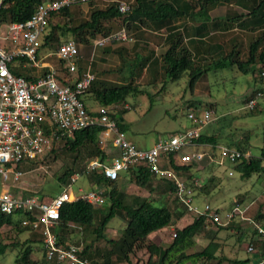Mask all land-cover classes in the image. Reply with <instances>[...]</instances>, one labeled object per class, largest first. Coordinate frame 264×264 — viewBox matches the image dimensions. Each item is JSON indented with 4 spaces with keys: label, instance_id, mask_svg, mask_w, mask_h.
Listing matches in <instances>:
<instances>
[{
    "label": "trees",
    "instance_id": "1",
    "mask_svg": "<svg viewBox=\"0 0 264 264\" xmlns=\"http://www.w3.org/2000/svg\"><path fill=\"white\" fill-rule=\"evenodd\" d=\"M44 1L0 0V25L28 21L35 13L36 8ZM99 1H92L89 4L95 6ZM126 1L130 4V10L127 13L120 12L118 0H111L103 8H91L90 12L77 23L73 22L72 9L78 5L66 8L53 15L50 19L49 28L40 41V52L42 53L56 51L63 43L61 42L62 34L63 37L71 34L73 37L71 39L78 44L91 45L99 37H110L119 33L121 30H114L118 26L117 21H121V26L126 22H130L133 27L140 31L141 29L153 31L166 29L168 31L167 41L165 42L167 43V49L159 58L155 57L158 60H152L153 51L147 55L135 54L134 58L127 59L128 61L124 60L121 69L118 70L119 72L122 69L125 70L127 76L124 78V83L113 85L104 81L99 83L96 80L94 82L91 90L82 96L90 112L92 109L87 105L88 103H94L100 108L113 109L115 106L126 102L131 96L145 94V90L140 88L137 81L144 70L151 75L153 80H156L162 69L163 78H165L162 90L169 81L179 82L183 77H187L188 88L192 92L199 80L211 71L237 70L244 75L252 73L253 77L261 81V86L254 89L251 95L246 97V101L248 102L254 98L259 92L264 95V85L262 86L264 78L261 76L264 70V22L260 24L261 29L248 28L246 33L238 32L231 35V31L222 32V30H225L226 23L235 24L246 18H250L249 22L251 24L254 23L253 18L262 19L263 21L264 0ZM221 6H227V10L231 11L232 14L227 12L223 17L213 18L211 13ZM234 6L245 9L247 13L238 15L233 8H230ZM58 16L68 18L67 24L63 27L59 25L52 26L51 24V21ZM183 19H187L188 24L180 29L178 23ZM229 35L231 36L225 42L220 43L215 39ZM130 37L131 41L128 42L134 41L131 35ZM241 37L246 38V42L240 40ZM58 66L59 70L65 69L64 81H71V75L66 72L65 62L59 61ZM89 66L87 65L86 68ZM12 71L15 75L23 76L26 79H33L35 76L46 72V70L40 71L31 67H24L23 64L19 63L12 67ZM79 71L78 78L80 79L83 76L84 66L80 65ZM192 104L196 106L194 102ZM257 112L258 106L253 109L243 108L238 116L233 115L232 118L225 119V124L231 126L241 115L248 117L257 114ZM123 115V111H120V114L112 112V117L118 122L119 128L126 133L127 126L124 123ZM100 132V127L87 128L75 132L73 136L63 138L60 141L63 142V146H60L59 149H56L55 146L60 142L54 144L51 153L47 156L48 160L53 154L57 153V150L65 151L71 160L69 164L64 165L58 176L59 186L64 188L69 185L72 176L81 171V167L88 159L105 158L107 156L99 145ZM222 140H226L225 145H222ZM196 142L199 146H212L216 149L217 146L221 145L235 148L241 153L247 154L249 153L250 131L246 132L242 139H237L232 131L229 133L215 131L212 134L202 132ZM116 154V152H113L110 156ZM211 155L216 157L213 152ZM83 158H86L84 162H82ZM168 158L170 167L179 176L185 177L190 186H193L192 183L196 180H193L195 177L191 173L195 163L184 164L181 161V155L177 153H171ZM36 165L38 164L26 163L23 166L29 169L34 168ZM235 170L245 179L252 177L254 174L262 175L264 173V148H262L260 156L251 154L248 159L242 158L235 164ZM127 174H130L131 180L140 188L147 189L149 192H158L160 199L154 200L150 196L131 194L123 190L120 186V180ZM125 175H121L117 181H108L97 173L87 176L88 181L94 187L107 188L105 202L109 205L108 209L103 211L102 206L104 204L95 207L82 199L64 204L60 219L53 227L60 246H72L73 244H70V240H72L74 246L81 247L73 235L77 231L91 235L93 237L92 242L82 247V255L90 260V264H113L115 261L133 264V256L142 250L148 253V257L143 264H251L262 257L264 239L261 238L262 235L259 234L255 225L263 229L264 225L262 226L254 220H251L254 230H251V243L249 246L257 248L259 254L248 251L250 257L246 260H229L219 255L222 245L215 238L202 251L187 254L185 252L187 246L195 241L196 236L205 232L208 226L206 216H194L192 223L183 228H178L177 224L189 213L184 204L177 199L174 183L170 180L161 179L142 167L131 168ZM213 178L215 179V177ZM153 180H158L162 186L156 188L153 186ZM201 189L207 191V185L197 187L195 191L200 192ZM43 194L25 192L23 195L25 197L37 196L39 199L45 200ZM55 197H51L48 201ZM169 198L171 205L167 202ZM241 207L243 208V206ZM216 210L220 212L218 208ZM26 215L28 214L23 212L14 215H6L0 212V230L4 226H11L20 235L25 234L27 231L31 233V236L27 237L22 243L5 244L0 241V257L9 248L17 247L19 253L14 264H39L38 261L32 259V255L40 243L43 246L44 239L40 233L23 225V219ZM15 217H18L19 220H15ZM116 217L125 218L127 224L118 239H108L109 224ZM261 218L264 220V214L259 215L256 221H261ZM235 221L236 219L227 226L216 225V227L229 229V226ZM173 226H177L175 228L176 237L173 236V240L167 247L150 240L153 234ZM102 240H106L107 244L111 246L109 250L101 252L93 248V243ZM43 253L44 262L42 264H48L44 249ZM113 257H116L114 262Z\"/></svg>",
    "mask_w": 264,
    "mask_h": 264
},
{
    "label": "built area",
    "instance_id": "2",
    "mask_svg": "<svg viewBox=\"0 0 264 264\" xmlns=\"http://www.w3.org/2000/svg\"><path fill=\"white\" fill-rule=\"evenodd\" d=\"M92 1L98 0H45L28 21L0 25V212L6 215L18 212L28 214L23 219V225L43 236V249L48 264H90V260L82 255V246H60L53 227L60 219L64 204L82 199L95 207L102 206L106 201V189L100 186L89 192L80 189L82 195L76 196L71 189L72 185L81 177L94 173L108 181H117L131 168L142 167L161 179L173 182L179 202L184 204L192 216L205 215L207 224L227 226L237 218L251 222L245 216L246 209L241 206H235L223 214L209 204L203 209L195 206V188L201 185L196 181L192 183L194 187L190 186L185 177L179 176L170 167L168 156L171 153L180 154L184 164H198L209 159L223 166L226 163L236 164L242 158H250V153L243 154L235 148L220 145L214 149L212 146L197 144L196 140L201 136L203 128L213 121L212 111H206L202 119H198L195 113L189 114V118L197 124L193 128L169 135L157 141L151 149H139L121 131L118 122L112 117L111 108L101 107L97 112L88 110L82 96L91 90L96 76L90 65L83 76L78 78L77 62L81 59V52L75 40L63 42L56 51L40 52L41 38L47 32L54 14ZM118 2L121 13L129 12L130 4L127 1ZM112 40L131 41V37L123 28L116 35L98 38L92 44L90 63L96 49L105 47ZM54 57L65 62L71 81H64V73L50 62ZM17 63L46 72L33 79H26L13 73L12 67ZM261 76L264 78V70ZM262 96L263 93H257L246 103L245 108L256 107ZM91 127L101 128L99 145L107 156L88 159L81 171L72 176L69 185L51 201L41 200L37 196L15 195L12 187L4 184L12 173L15 188L24 176L23 165H41L54 144ZM190 148L193 151H188ZM113 152L117 154L110 156ZM212 152L216 157L211 155ZM255 227L264 239V229L258 225ZM173 236L176 237V232ZM248 251L259 254V250L253 246H249ZM251 264H264V252L257 262Z\"/></svg>",
    "mask_w": 264,
    "mask_h": 264
},
{
    "label": "rangeland",
    "instance_id": "3",
    "mask_svg": "<svg viewBox=\"0 0 264 264\" xmlns=\"http://www.w3.org/2000/svg\"><path fill=\"white\" fill-rule=\"evenodd\" d=\"M128 1L133 2L134 0ZM107 2L106 0H100L95 6L86 4L74 7L72 9L73 22H79V20L84 18L93 7L103 8ZM230 8H233L238 15L247 13L245 9L239 6ZM227 12L231 13V11L227 10V6H221L220 15L217 14V9L215 12H212L211 15L213 14L215 18L223 17ZM249 19L250 18H246L235 24L226 23L225 30H222V32L231 31V35H233V33L238 32L246 33L248 32V28L250 29L252 27L261 29L260 24L264 22V20L253 18L254 23L251 24ZM67 22L68 18L58 16L51 21V24L52 26L59 25L63 27ZM117 22L118 26L114 30L120 31L125 28L134 41L112 40L105 48H98L96 50L91 63L92 44H79L80 46L82 45V51L88 54L89 61L87 60L86 62L82 60L77 62L78 67H80V65L83 66L84 63L88 64V66L91 65V69L94 73L96 72V76L100 78L101 81L113 85L124 83V78L127 76L125 70L122 69L121 72L118 71L121 69L124 60L128 61L127 59L134 58L135 54L147 55L152 51L154 52L152 60L159 58L167 49V43L165 42L167 41L166 35L168 34L166 29H157L155 31L141 29L140 31L137 30L136 27H133L130 22H126L123 26H121V21ZM178 24L180 29H182L188 24V21L187 19H183L179 21ZM231 35L227 37H217L215 39L221 43L227 41ZM69 38H73L71 34H67L65 37H63L62 34L61 42H65ZM239 39L246 42V38L244 37ZM51 60L57 65L56 67H59V60L57 58L54 57ZM64 70L65 69H61V72L64 73ZM164 80L162 69L156 80H153L146 70L142 71L137 81L140 88L145 90V94L131 96L126 102L112 109V112L115 114H120V111L124 112L123 119L127 126V138L136 147L143 150L151 149L157 141L169 135L184 132L197 125L189 118V114L195 113L198 119H202L206 111H212L214 113L212 115L213 121L203 128V133L212 134L215 131L229 133L232 131L235 133L237 139H242L245 133L250 131L249 153L260 156L261 150L264 148V95L258 99L257 114L248 117H243L241 115L231 126L225 124V119H230L233 115L238 116L241 111H243L247 103L246 97L250 96L254 89L261 86V81L253 77L252 73L244 75L237 70L211 71L199 80L193 92L188 88L187 77H183L179 82L169 81L162 90ZM263 85L264 84H262V86ZM193 102L196 106L192 104ZM220 119L222 120L220 121ZM222 141V145H225L226 140ZM60 146H63V142H60L55 147L59 149ZM62 151L63 150H57V153L53 154L49 160L47 158L41 165L38 164L34 168L28 169L26 166H23L24 176L20 182L16 184L15 188L13 186L14 175L12 173L9 175V180L4 184L12 187V192L15 193V195H23L25 192L38 195L44 193L43 197H45L46 200L59 195L63 191V188L59 186L58 176L62 172L64 165L71 162L70 158L67 156L68 154ZM188 151L191 152L193 149L190 148ZM86 158H83L82 162H84ZM191 174L195 177L193 180L198 181L201 186L207 185V191H202V189L200 192L197 191V199L195 198L194 200L195 206L203 209L205 205L209 204L218 208L223 214V212L229 211L235 206L240 205L246 208L245 216L247 218L254 220L262 226L264 225V220L262 218L261 221H256L259 215L264 214V173L262 175L254 174L252 177L245 179L235 170V164L226 163L220 166L209 159H205L193 165ZM130 177V174H127L120 180V186L123 190L131 194L150 196L154 200L160 199L158 192H149L147 189L140 188ZM213 177H215V179ZM153 181V186L156 188L162 186L161 182L158 180ZM94 188L95 187L88 181L87 177H81L71 187L76 196L82 195L80 189H83L84 192H89ZM1 189L2 183H0V190ZM106 191L107 190H105V192ZM167 202L171 205L170 198ZM108 206V203L105 202L102 206L103 208H100L106 211ZM193 218L194 216L191 214H186L183 220L177 224L178 228H183L192 223ZM15 220H19V218L15 217ZM126 224L127 221L123 217H116L113 219L108 227L107 238L118 239ZM176 227H168L164 232L155 233L150 237V240L157 244H161L163 247H167L173 240V233ZM229 227V229H219L215 224H208L205 232L196 236L195 241L187 246L185 252L187 254L200 252L213 238H215V240L217 239L222 245L219 253L220 256L229 260L248 259L250 257L248 246L251 243V230H254V225L248 220L243 221L237 218ZM30 234L31 233L27 231L25 234L20 235L13 227L4 226L0 230V241L5 244L22 243L27 237L31 236ZM73 235L79 243V246L82 247L90 244L93 239L91 235H86L80 231L75 232ZM70 244L74 245L72 240H70ZM93 248L102 252L109 250L111 246L107 244L106 240H102L93 243ZM18 253L19 248H9L8 251L0 257V264H14ZM147 257L148 253H146V251H138L137 254L133 256V264H143ZM113 258L114 262L116 257ZM32 259L38 261L39 264L44 262L42 243H40L34 251ZM113 264L124 263L115 261Z\"/></svg>",
    "mask_w": 264,
    "mask_h": 264
},
{
    "label": "crops",
    "instance_id": "4",
    "mask_svg": "<svg viewBox=\"0 0 264 264\" xmlns=\"http://www.w3.org/2000/svg\"><path fill=\"white\" fill-rule=\"evenodd\" d=\"M218 10V15H220V8H218L217 9ZM213 12H215V10L213 11ZM212 17L213 18H215L214 16H213V14H212ZM99 48H105V47H99ZM92 49V51H93V48H91ZM98 49V48H97ZM96 49V50H97ZM92 51H91V56H92ZM80 52H81V59H80V61H82V60H84V61H86L87 62V60L89 61V59H88V54L86 53V52H84V51H82V45L80 46ZM95 53H96V51H95ZM90 59H91V57H90ZM50 62L56 67L57 65H55L54 64V62L52 61V60H50ZM85 65V66H84ZM84 71H83V74L87 71V69H88V67L86 68V66L88 65V64H86V63H84ZM57 69H58V67H56ZM79 68V67H78ZM80 72V71H79ZM92 72H93V70H92ZM94 73V72H93ZM95 74V76H96V72L94 73ZM74 76H77V74H74ZM96 80H97V82H99L100 83V78H98L97 76H96ZM91 109H92V111H94V112H97L98 110H99V108L100 107H98L96 104H94V103H88L87 104ZM126 173H124L123 175H125ZM96 187V186H95ZM101 187V186H100ZM106 190H107V188H105ZM197 195H198V193L196 194V199H197ZM183 220V219H182ZM178 226V225H177ZM172 228H174V226L172 227ZM181 228V227H180ZM164 231H166V229H164V230H162V231H159V232H164ZM158 233V232H157ZM167 233V232H166Z\"/></svg>",
    "mask_w": 264,
    "mask_h": 264
}]
</instances>
